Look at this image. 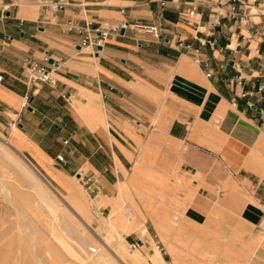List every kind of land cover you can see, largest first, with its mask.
Returning <instances> with one entry per match:
<instances>
[{
    "label": "crops",
    "instance_id": "crops-1",
    "mask_svg": "<svg viewBox=\"0 0 264 264\" xmlns=\"http://www.w3.org/2000/svg\"><path fill=\"white\" fill-rule=\"evenodd\" d=\"M40 1L21 0L0 16V135L55 178L85 170L112 199L136 163L179 160L199 213L210 209L211 166L241 172L247 163L262 218L244 222L254 228V263L264 264V0H170L164 8L158 0H63L54 13ZM191 4L193 16H183ZM215 12L221 24L208 31ZM123 22L96 50L81 46L86 28ZM151 23L163 28L160 39L137 26ZM26 58H52L55 84L27 82Z\"/></svg>",
    "mask_w": 264,
    "mask_h": 264
},
{
    "label": "rangeland",
    "instance_id": "rangeland-1",
    "mask_svg": "<svg viewBox=\"0 0 264 264\" xmlns=\"http://www.w3.org/2000/svg\"><path fill=\"white\" fill-rule=\"evenodd\" d=\"M214 118L209 122L215 124ZM215 134L208 131V139L215 140ZM0 139L6 141L1 135ZM2 140L0 264H91L90 259L96 257L98 250H105L101 245L103 241L127 264H132L134 255L146 264H255V245L250 241L254 228L245 222L260 220L262 215L254 204L251 190L255 180L250 177L247 163L246 170L241 172L222 163L211 166L213 187L205 189V194L209 192L206 196L212 199L210 209L199 213L191 210L196 191L191 188V179L185 175L179 160L175 165L136 163L128 180L118 183V196L112 199L101 192L89 193L80 178L81 174L91 175L85 170L78 175L55 178L45 165ZM3 150L25 165L26 160L32 162L41 175L74 203L90 228H85L34 172L78 232L69 238L59 230L58 220L52 217L36 189L20 175L19 168ZM112 201L115 205L110 208L108 203ZM126 212L131 213L127 221L132 226L130 229L125 227V221L129 220ZM138 238L144 241L143 247L140 245L132 253L126 243ZM110 251L104 252L112 258ZM158 252L163 263L155 257Z\"/></svg>",
    "mask_w": 264,
    "mask_h": 264
},
{
    "label": "built area",
    "instance_id": "built-area-1",
    "mask_svg": "<svg viewBox=\"0 0 264 264\" xmlns=\"http://www.w3.org/2000/svg\"><path fill=\"white\" fill-rule=\"evenodd\" d=\"M21 0H10L8 3L4 4L0 11V16H4L5 12L9 10L11 6L17 5ZM170 0H158L159 5L161 8H164L167 4V2ZM220 2V0H217ZM232 1V0H227ZM40 5L44 11L54 13L60 8H63L64 1L63 0H42L40 1ZM264 11V9H263ZM195 12V6L191 4L190 9H187L185 12H183V16L190 17L193 16ZM233 15H238L237 12H233ZM39 21H41L39 19ZM248 21V16L246 13H241L239 16V22L241 24H246ZM221 24V18L220 15L215 12L213 14H210L207 19V29L208 31H212L215 27L219 26ZM140 29H142L144 32L150 34L154 39H160L162 37L163 28L160 24L157 23H151V24H141L137 25ZM127 27V23L123 22L120 24L117 23H110V24H104V26L99 25L98 27L94 29H85L83 31V36L81 40V46L88 47L93 50H96L98 47L102 46L107 38L109 37L110 33L112 32H119L121 29H125ZM68 29H72L71 23H68ZM197 38V37H196ZM205 43V41L201 42ZM189 46V45H187ZM195 62H199V58L194 59ZM53 64H40L33 59L26 58L23 61V68H22V74L27 82H46L49 84H55L56 79L52 76L51 70H52ZM206 76H211L210 71H207L205 73ZM2 76H0V79ZM242 79L241 77L236 78V83L241 84ZM264 87L260 86L258 88V91H263ZM253 94V91L249 90H243L240 92V95L242 97H247ZM28 105L27 97H25L21 103V106L25 108ZM246 106L251 107L253 106V102L247 100ZM263 112V111H261ZM58 160L62 159L61 155L57 156ZM80 178L83 180L84 184L87 185V188L89 190L90 194L97 195L101 192V187L98 184L97 180L93 177V175L88 174H81ZM142 239L138 238L135 241L127 242L128 250L130 252H133L137 250L140 247V244L142 243ZM156 248L161 251L162 248L159 246V244H156Z\"/></svg>",
    "mask_w": 264,
    "mask_h": 264
},
{
    "label": "bare ground",
    "instance_id": "bare-ground-1",
    "mask_svg": "<svg viewBox=\"0 0 264 264\" xmlns=\"http://www.w3.org/2000/svg\"><path fill=\"white\" fill-rule=\"evenodd\" d=\"M0 140H2V139H0ZM3 142L6 144H9L7 141H3ZM9 145H11V144H9ZM4 153L19 168V171H21L20 175L25 177L31 183V185H33V187L36 189L35 190L36 194L38 195L40 200L44 203V205L53 214L52 217L54 219L58 220V222H57L58 229L61 231H64V233H65V235H67V237L70 238L72 236V234L75 232H78V230H76L73 223L66 217V214L60 210L59 204L57 201H55L54 196L52 194H50L45 188H43V186L41 185V180H39V178L36 176V174L34 172H37L41 176V178L44 180V182L50 187V189L55 193V195L58 196V198L63 202V205L67 206V208H69L71 210V212L81 221V223L84 225V227L87 229L90 228L89 224L78 213V211H77L78 209L75 207L74 203H72L70 201V199H68V197L65 194H63L60 190H58L55 186H53L43 175H41V173L32 164V162H30L29 160H26L27 164L25 165L21 161H19L17 158L12 157L7 151H4ZM121 199H122V197H121ZM126 214H127V219H129V220L125 221V227L130 229L132 226L127 224V221H130L131 213L126 212ZM121 238H122V236H121ZM101 245L105 250L99 249L97 254H96V257L90 259V261L92 263L91 262H89V263H91V264H116V262H118L120 264H127L122 257L116 255L117 253L116 254L112 253V251H110V249H109V246L104 244V241ZM90 249L93 251L96 250L94 247H90ZM106 249L108 251H110V253L112 254V258H110L109 256L108 257L106 256V254H109L108 252L107 253L104 252V251H107ZM132 264H146V263L140 261L137 258V256L134 255Z\"/></svg>",
    "mask_w": 264,
    "mask_h": 264
},
{
    "label": "water",
    "instance_id": "water-1",
    "mask_svg": "<svg viewBox=\"0 0 264 264\" xmlns=\"http://www.w3.org/2000/svg\"><path fill=\"white\" fill-rule=\"evenodd\" d=\"M48 63H50V64H56V63L53 61L52 58H49V59H48Z\"/></svg>",
    "mask_w": 264,
    "mask_h": 264
}]
</instances>
